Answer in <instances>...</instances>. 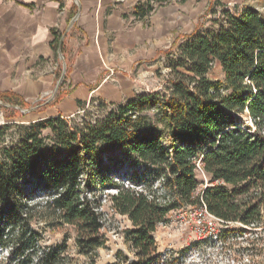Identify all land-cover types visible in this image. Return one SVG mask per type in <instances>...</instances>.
<instances>
[{"label":"trees","instance_id":"trees-1","mask_svg":"<svg viewBox=\"0 0 264 264\" xmlns=\"http://www.w3.org/2000/svg\"><path fill=\"white\" fill-rule=\"evenodd\" d=\"M166 1L139 2L134 15L145 19ZM208 14V27H198L165 53L169 72L162 90L121 103L99 99L98 117L89 112L81 119L53 116L0 125V245L30 224V210L40 202L28 203L43 194L47 212L77 228L81 254L100 248L102 215L85 198V184L95 187L101 176L105 185L108 172L101 168L120 158L144 165L161 182V189L110 186L117 190L113 208L134 228L128 236L139 260L126 259L127 264L156 259L155 233L173 211L205 205L230 231L264 232V13L217 0ZM53 34L57 58L64 43ZM215 63L224 79L209 77ZM67 94L60 92L48 104ZM0 100L25 107L11 91L0 92ZM78 105L85 110V102ZM13 133L19 141L6 144ZM200 171L210 180L203 189ZM50 256L44 252L39 259Z\"/></svg>","mask_w":264,"mask_h":264},{"label":"rangeland","instance_id":"rangeland-1","mask_svg":"<svg viewBox=\"0 0 264 264\" xmlns=\"http://www.w3.org/2000/svg\"><path fill=\"white\" fill-rule=\"evenodd\" d=\"M216 1L193 0L184 6L178 22L174 25L176 35L163 40V43L159 42V52L156 56L139 64L130 73L128 81L131 93L136 95L163 89L169 72L165 53L170 49L174 50L185 36L193 33L198 27L203 26L204 29L211 24L209 8ZM221 1L231 7L235 4L250 5L264 13V0ZM60 56L57 58L60 59ZM63 61L60 60L58 81L63 74ZM158 70L161 75L157 74ZM208 75L212 79H224L219 63H215ZM66 91L69 90L66 88L63 93H67ZM48 97L37 101H26L21 97L25 101V107H13L0 100V125L11 122L29 125L52 116L57 111L53 107L59 103L49 105V102L44 101L49 100ZM102 103L99 98H95L94 101L86 103L85 110L80 108L73 114H68L67 118L81 119L89 112L98 117ZM26 110L30 112H25ZM14 133L8 137L6 144L19 141V134ZM103 170L108 172L105 185H102V178L99 176L95 187L85 184L84 194L85 198L95 203L102 215L100 248L88 255L81 254L77 244V228L64 224L58 217L47 212L44 207L46 196L39 194L32 197L28 203L31 206L40 202L39 206L30 210L33 215L30 224L22 229L17 228L13 232L14 237L6 244L0 245V264H127L126 259L138 262L128 236V232L134 229L133 224L127 216L121 215L113 208L111 197L117 190L111 189L110 186L117 184L142 188L152 185L161 189V182L155 180L152 171L146 170L144 165L133 164L125 158L109 163L100 171ZM198 177L202 189L209 185V177L203 172L200 171ZM84 181L86 182V179ZM201 213V206L171 212L155 233L158 247L156 259L147 264H264V232L261 229L257 234L242 236L230 231V226H225L219 221L209 225V218ZM44 252L51 255L48 261L39 259Z\"/></svg>","mask_w":264,"mask_h":264},{"label":"crops","instance_id":"crops-1","mask_svg":"<svg viewBox=\"0 0 264 264\" xmlns=\"http://www.w3.org/2000/svg\"><path fill=\"white\" fill-rule=\"evenodd\" d=\"M143 1L0 0V92H14L26 101L49 96L48 103L67 88L50 117L73 114L80 110L79 101L121 103L134 97L130 73L156 56L159 42L176 35L179 14L193 0L156 3L139 20L135 6ZM53 30L64 43L67 68L58 90L62 58L52 47Z\"/></svg>","mask_w":264,"mask_h":264},{"label":"built area","instance_id":"built-area-1","mask_svg":"<svg viewBox=\"0 0 264 264\" xmlns=\"http://www.w3.org/2000/svg\"><path fill=\"white\" fill-rule=\"evenodd\" d=\"M197 166H198L199 170H201L200 163H198ZM201 215H204V216L209 218V221H208L209 225H213L216 221L222 222L220 219H218L214 215L210 214L205 205L202 207Z\"/></svg>","mask_w":264,"mask_h":264},{"label":"water","instance_id":"water-1","mask_svg":"<svg viewBox=\"0 0 264 264\" xmlns=\"http://www.w3.org/2000/svg\"><path fill=\"white\" fill-rule=\"evenodd\" d=\"M60 54H61V58H62V60H64V56H63V54H62V53H60ZM66 71H67V68H66V63H65V61H64L63 74H62L61 79H60L59 82H58L57 90L59 89L60 85L62 84V82H63V80H64V77H65V75H66ZM25 112H30V110H26Z\"/></svg>","mask_w":264,"mask_h":264}]
</instances>
